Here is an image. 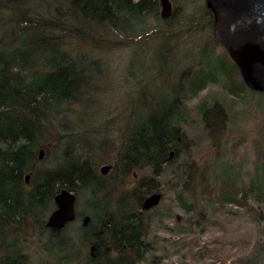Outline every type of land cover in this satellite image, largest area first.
Listing matches in <instances>:
<instances>
[{"label":"trees","instance_id":"trees-1","mask_svg":"<svg viewBox=\"0 0 264 264\" xmlns=\"http://www.w3.org/2000/svg\"><path fill=\"white\" fill-rule=\"evenodd\" d=\"M159 7V0H0V264H31L34 257L25 252L31 243L27 238L37 237V233L30 234L32 223H42L46 212L56 206L55 196L63 189L73 192L76 200L82 195L90 201V223L81 231L78 243L87 250V263L137 264L138 247L145 244L142 239L148 231L143 216L151 211L143 210L142 202L151 194L161 193L155 185L156 178L163 174L165 165L180 155V143L186 141L180 124H188L186 102L211 85L232 97H239L248 89L227 52L213 36L209 37L204 44L209 50L201 48L199 63H195L191 73L181 75L168 102L159 107L152 99L149 107L154 110L135 136L130 130L114 149L118 160L109 175L113 178L99 175L92 162L90 143L86 146L84 141L85 133H74L70 124L55 125L54 114H59L64 105L67 113L73 112L71 107L87 94L85 88L91 77L84 62L86 48L91 52L116 47V38L110 41L109 36L120 33L132 35L130 40L136 38L131 34L135 33L145 41L147 37L142 36L144 30L139 26L148 17L158 25L148 37L158 36L161 42L170 40L165 30L183 23L179 17L182 8L175 5L170 16L162 17ZM199 11L212 18L206 6ZM194 20L183 25L191 27ZM208 27H212L211 20ZM164 48L168 49L163 44L161 57L166 52ZM218 48L221 51L217 52ZM207 106L198 105L204 123L212 126L213 132L218 131V124L213 125L217 106ZM47 145H60L61 151L54 164L44 167L38 154ZM189 167L193 169L194 164ZM145 170L150 171L147 176L134 179L136 173ZM129 181L137 183L129 191L133 195L119 197L113 211L110 205L115 192H122ZM186 183L180 177L172 184V190L174 201L188 212L191 206L184 197ZM244 191L254 201H264V177L251 179L245 189L234 180L221 181L215 211L236 216L237 210L227 207H241L240 195ZM210 193V187L201 188L202 195ZM198 215L204 223L205 213ZM158 222L164 221L160 217ZM47 236L48 246L43 244L41 251L53 256L57 251L68 250L64 231ZM52 240L56 241L54 246ZM257 247L250 262L258 264L259 258L264 264V245L258 241ZM69 260L64 257L57 262L69 264Z\"/></svg>","mask_w":264,"mask_h":264},{"label":"rangeland","instance_id":"rangeland-1","mask_svg":"<svg viewBox=\"0 0 264 264\" xmlns=\"http://www.w3.org/2000/svg\"><path fill=\"white\" fill-rule=\"evenodd\" d=\"M181 1L169 0L170 9L165 12L159 0L162 17L170 16L175 5L182 8L179 17L183 23L173 30H165L169 41L161 42L158 36L148 37L151 30L158 28L148 17L139 26L144 30L142 36L147 37L145 41L135 33H131L136 36L134 40H130L132 35L120 33L109 36L110 41L116 38V47L96 49L92 53L86 48L83 52L91 77L85 88L87 94L71 107L73 112L67 113L65 105L61 106L60 113L54 114L53 119L55 125L70 124L74 133H85L84 141L86 146L90 143L92 162L99 175L105 165L112 166L105 176L111 175L117 159L114 149L121 145L125 134L132 130L135 136V131L138 132L154 110L149 107L152 99L158 106L168 102V95L179 85L181 75L191 73L195 63H199L198 53L213 36L212 27H208L210 20L213 25V16L209 18L204 11H199L205 6V0ZM191 19H195L194 25L188 28L183 25ZM131 26L136 28L135 24ZM163 44L168 49L164 48L166 52L161 57ZM209 48L204 46L203 49ZM186 103L188 124H180L186 141H181L176 160L165 165L163 174L156 178L155 185L163 197L158 206L143 216L148 231L142 239L145 244L138 247L137 264H251L253 253L258 250L257 242L264 245V201H254L252 195L244 191L240 195L241 207H227L237 210L236 216L215 209L221 181L231 179L245 189L251 179L264 177V95L247 89L239 97H232L211 85ZM205 103L208 109L217 106L213 125L218 124V131L213 132L212 126L204 123L198 105ZM60 151V145L56 148L47 145L39 163L44 167L54 164ZM193 164L194 170H189V165ZM147 173L150 171L136 173L134 179L139 180ZM180 177L187 182L184 197L191 206L188 212L174 201L172 184ZM136 184L129 181L122 192H115L110 209L115 211L119 197L133 195L129 191ZM203 186L211 188L210 195L201 194ZM130 201L133 202V198ZM89 203V198L82 195L76 200L77 219L64 231L68 250L55 252L56 258L40 248L43 244L48 246L49 233L43 227L56 206L46 212L42 223H32L30 234L37 233V237L27 238L31 243L25 252L34 257L31 264H61L63 261L57 262V259L64 257L70 259L69 264H88L87 250L78 243L81 231L87 227H83V218L90 215ZM201 211L205 213L204 218L207 217L204 223L198 215ZM160 217L162 224L158 222ZM8 238L12 241V237ZM55 243L52 240V246ZM256 262L261 264L259 258Z\"/></svg>","mask_w":264,"mask_h":264},{"label":"water","instance_id":"water-1","mask_svg":"<svg viewBox=\"0 0 264 264\" xmlns=\"http://www.w3.org/2000/svg\"><path fill=\"white\" fill-rule=\"evenodd\" d=\"M165 12L170 9L169 0H160ZM206 8L213 16V38L227 52L239 70L247 88L264 95V0H205ZM44 150H40L42 159ZM112 166L101 167V175H107ZM29 176H26V181ZM162 195L154 193L142 202L143 210L158 206ZM76 198L73 192L61 190L55 196L56 209L46 221L52 233L63 230L76 219ZM90 221L83 218V227Z\"/></svg>","mask_w":264,"mask_h":264},{"label":"flooded vegetation","instance_id":"flooded-vegetation-1","mask_svg":"<svg viewBox=\"0 0 264 264\" xmlns=\"http://www.w3.org/2000/svg\"><path fill=\"white\" fill-rule=\"evenodd\" d=\"M145 198H146V197H145ZM76 219H77V213H76ZM76 219H75V221H76ZM72 223H73V222H72ZM72 223H70V224H72ZM70 224L66 225V227H65L63 230H61L60 232H57V233H52L48 228H46L45 230H47L48 233H49L50 235H60L61 233H63V231H66V228H67ZM45 226H46V224H45Z\"/></svg>","mask_w":264,"mask_h":264}]
</instances>
